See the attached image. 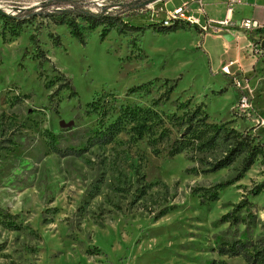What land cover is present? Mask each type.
Returning <instances> with one entry per match:
<instances>
[{"label":"rangeland","instance_id":"rangeland-1","mask_svg":"<svg viewBox=\"0 0 264 264\" xmlns=\"http://www.w3.org/2000/svg\"><path fill=\"white\" fill-rule=\"evenodd\" d=\"M132 1L0 0L4 13H33L39 24L36 30L27 24L16 36L6 31L0 36V209L35 230L29 232L22 225L10 229L0 223V264H205L211 257L244 264L239 256L218 257L211 249L213 235L235 236L246 231L250 237L264 236V192H247L264 179V165L258 158L242 177L218 191L216 201L203 204L190 189L233 178L237 159L215 172L193 173L185 168L206 165L189 160L183 152L165 157L161 151L154 156L145 139L130 142L123 132L109 144L86 148L80 156L47 147L44 128L59 135L60 148L83 145L85 129L96 123L94 114L84 113V103L94 95L115 94L113 108L119 102L146 105L161 92L164 78L173 87L157 109L172 110V99L189 97L191 103H205L210 120L231 119L237 129L251 127L264 140V65L252 49L256 40L264 38L257 36L260 32L246 33L249 43L241 45L239 56L229 66L233 75L221 82L217 75L207 74L198 31L186 27L166 32L150 27L118 31L112 27L100 37L101 25H97L84 31V42H80L68 34L64 24L48 25L44 16L62 8L117 13L131 7ZM204 2L208 13L221 16L223 5ZM145 4L152 12L149 17L145 10L123 20L139 26L168 25L169 19L162 20L165 14L154 0H145ZM241 12L263 19L264 3L243 5ZM47 29L58 35L59 45L51 42ZM30 32L50 61L38 64L31 56ZM224 32L217 30L204 45L212 42L221 51L228 41ZM216 54L210 53L212 64ZM223 58L226 62L227 56ZM50 62L67 77L74 95L66 96L68 90L63 88L50 101L46 99L50 88L42 82L55 74ZM233 76L243 84L249 79L245 110H238L240 90ZM153 78L147 94H125L131 85ZM17 93L28 96L12 102ZM144 182L150 186L140 195L136 188ZM243 197L251 202L252 219H247V226L215 222Z\"/></svg>","mask_w":264,"mask_h":264},{"label":"trees","instance_id":"trees-1","mask_svg":"<svg viewBox=\"0 0 264 264\" xmlns=\"http://www.w3.org/2000/svg\"><path fill=\"white\" fill-rule=\"evenodd\" d=\"M145 5V0H133L131 7H126L117 13L100 11L93 14L80 8L74 10L62 8L60 11H47L44 16L47 18L48 25L64 24L68 34L80 42H84L83 32L92 30L97 25H101L99 30L100 37H103L107 30L112 27L118 31L129 29L143 30L145 27H150L152 31L156 32L193 27L192 24L181 19L168 25L151 22L141 26L132 25L123 20L129 14L145 11L143 9ZM124 12L128 14H124ZM34 20L35 16L33 13L27 14V16L24 13L9 15L0 10V36L5 31L9 36H16L27 24L36 30L39 24L34 22ZM48 25L45 27L48 28ZM255 31L263 33L264 24L256 28ZM28 35L29 41L33 46L31 56L37 59L38 64L45 60L50 61L46 52L37 43L36 35L33 32ZM46 35L49 36L53 44L59 45L57 34L47 29ZM259 41L255 43L259 44ZM50 64L55 74L42 82L44 88H50L46 93V99L50 101L63 88L68 90L66 96L74 95L75 91L67 77L59 72L51 62ZM39 74L40 71H38L37 76ZM154 79L131 85L126 89L125 94L133 92L147 94L149 85L153 83ZM167 81V78L162 80L163 88L161 92L155 97H150L146 105H141L137 102H119L113 108L114 99L117 97L115 94L112 92H101L94 95L84 103V113L87 115L94 114L96 123L94 126L85 129L86 136L83 145L78 148L67 145L60 148L58 146L59 135L48 128H44L42 129V135L45 138L47 147L53 152H71L80 156L86 148L92 146L98 148V146L109 144L114 141L118 133L123 132L127 135V140L130 142L145 139L148 150L154 156H157L161 151H164L165 157H172L177 153L183 152L189 160H195L198 164L206 165L200 169L196 166L185 168L186 171L193 173H198L201 170L215 172L220 168L230 166L237 159L238 168L233 178L218 180L211 187L198 186L190 189L192 193H195L200 203L207 204L210 201H216L218 191L242 177L255 159L258 158L259 163L264 165V140L259 134L252 131L251 127L237 129L234 125H231V119L222 121L210 120L209 114L204 110L205 103L202 101L191 103V98L189 97L181 100L179 98L172 99V110L157 109L156 106L168 100L169 92L172 90L173 84L167 83ZM15 96L12 102L20 101L28 94L17 93ZM111 112H113V115L109 120H106L105 118L108 119ZM1 121L0 119V123ZM6 140L8 141L9 138L6 137ZM145 186H150V183L144 182V184L136 188L140 195L145 192ZM247 192L249 195L264 192V179L253 184ZM230 205L231 208L220 213L215 222L217 224L226 223L229 226H235L237 223L247 226V219H252V214L249 212L251 202L243 197ZM160 213L161 210L156 212L154 216ZM14 216L15 214L0 209V223L4 227L10 229L21 227L22 224L17 220L15 221L13 219ZM41 220L45 222L43 217ZM22 226L27 227L29 232H35L28 224H23ZM245 232H242L243 235L235 236H226L218 232L213 235L211 249L218 257L223 255L226 257L239 256L244 264H264V236L250 237ZM205 264H228V262L221 257H211L206 260Z\"/></svg>","mask_w":264,"mask_h":264},{"label":"crops","instance_id":"crops-1","mask_svg":"<svg viewBox=\"0 0 264 264\" xmlns=\"http://www.w3.org/2000/svg\"><path fill=\"white\" fill-rule=\"evenodd\" d=\"M202 1V12H199L197 10V0H154V3H157L159 5V11L162 14H165L167 11L178 8V6H182V10L186 14H193L198 17V24H192L193 27H190L188 29H191L193 31H198L200 33L199 25L205 24L207 19H214V20H221L223 18H229L231 23L229 26L225 25H219V27L211 32L210 30L205 31L202 34V37L200 39V42L198 43V47L200 48L201 52L205 56V64H206V71L208 76L211 78H215V75L218 76V80L223 82L227 75H233L234 71H229V66L236 60V57L239 56L241 45H247L249 43V38H247V32L245 33L242 29H239L237 25L239 24V20L241 18L246 17H252L258 21L260 25H263L262 21L264 20L257 17L253 13L251 14H245L244 12H241V7L246 4L255 5V3L262 4L264 3V0H214L216 3H220L223 5L222 8V14L221 16L214 15L213 13H208L207 10L204 9V1ZM230 3V9L227 11V8ZM237 6V9L234 10L233 6ZM147 11V15L152 13L147 6L143 8ZM195 28V29H194ZM218 31H225L226 37L228 41L224 44V48L220 51L217 46L214 45V43H210V45L207 47V45H204L207 38H213L214 35H216ZM256 33V32H255ZM214 40V39H213ZM212 40V41H213ZM214 45V46H213ZM217 52L214 63L212 64V58L210 53ZM227 56V61H223V56ZM223 65H226L227 73L221 70V67ZM209 69V71H208ZM211 72V73H210ZM218 72H221V74H218ZM224 75V76H223ZM256 73H254V76H252L254 79H257L258 77L255 76ZM249 77V76H248ZM249 81V79H247ZM213 90V89H211Z\"/></svg>","mask_w":264,"mask_h":264},{"label":"built area","instance_id":"built-area-1","mask_svg":"<svg viewBox=\"0 0 264 264\" xmlns=\"http://www.w3.org/2000/svg\"><path fill=\"white\" fill-rule=\"evenodd\" d=\"M185 4H183L182 6H178V8H174L171 9L169 11H167L165 13V17L163 18H184L186 21H191L193 24H198V17L193 14H186L183 10L182 7ZM230 9V3L229 6L227 8V11H229ZM197 10L199 12H202V1L201 0H197ZM229 18H223L221 20H214V19H207L205 24L199 25V29H200V33H204L207 30H210L211 32L215 31L214 28H218L219 25H225V26H229ZM257 20L252 18V17H246V18H241L239 20V29H242L245 33L249 32V25L255 23ZM264 32L257 34V36H263ZM261 40V39H258ZM256 40V41H258ZM252 49H253V55L256 56V58L258 60H260L262 62V64L264 65V48L262 46H260L258 43L256 44L254 42V44L252 45ZM221 70L224 72H228L226 69V65H223L221 67ZM232 80L234 82V85L240 90L239 92V97H238V110H245V108L248 106L247 105V97L246 94L248 91L251 90V85L249 84V81L246 80V83H242L238 78H236L235 76L232 77Z\"/></svg>","mask_w":264,"mask_h":264},{"label":"bare ground","instance_id":"bare-ground-1","mask_svg":"<svg viewBox=\"0 0 264 264\" xmlns=\"http://www.w3.org/2000/svg\"><path fill=\"white\" fill-rule=\"evenodd\" d=\"M164 19H169L168 21H166V24H171V23H173L174 21H177V20H179V19H181V20H184V21H186L184 18H163L162 20H164ZM186 22H188V23H190V24H193L191 21H186ZM230 24H232L231 23V21H229V25ZM259 26H261L259 23H258V21H256L255 23H253V24H251V25H249V32H256L255 30H256V28H258ZM237 27H239V24L237 25ZM217 28H214V30H216Z\"/></svg>","mask_w":264,"mask_h":264},{"label":"water","instance_id":"water-1","mask_svg":"<svg viewBox=\"0 0 264 264\" xmlns=\"http://www.w3.org/2000/svg\"><path fill=\"white\" fill-rule=\"evenodd\" d=\"M259 45L264 48V38L259 41ZM67 124H70V121H68Z\"/></svg>","mask_w":264,"mask_h":264}]
</instances>
